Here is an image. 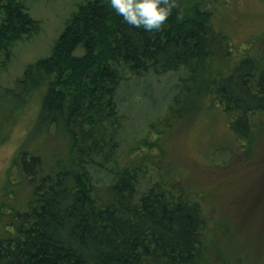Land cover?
<instances>
[{"label":"trees","instance_id":"obj_1","mask_svg":"<svg viewBox=\"0 0 264 264\" xmlns=\"http://www.w3.org/2000/svg\"><path fill=\"white\" fill-rule=\"evenodd\" d=\"M178 2L182 20L174 9L161 31L146 32L126 24L110 0H83L49 54L28 62L10 85L0 83V142L12 116L37 93L38 123L59 132L64 149V156L52 152L51 162L40 152H19L31 193L25 209L0 211V264H241L213 242L198 197L162 170L164 128L141 139L142 152L117 159L115 93L125 72L184 69L167 127L181 120L179 108L200 110L207 98L208 110L240 123L231 125L240 138L251 133V114L264 111V55L229 59L237 46L223 28L222 4ZM40 28L17 0L0 3V73L16 42ZM94 168L106 169L109 182L95 184Z\"/></svg>","mask_w":264,"mask_h":264},{"label":"rangeland","instance_id":"obj_2","mask_svg":"<svg viewBox=\"0 0 264 264\" xmlns=\"http://www.w3.org/2000/svg\"><path fill=\"white\" fill-rule=\"evenodd\" d=\"M17 1L39 19L41 28L13 46L11 58L0 73L2 85H10L28 62L49 54L66 20L83 0ZM211 1L222 4L223 28L232 46H237L229 59L247 53L264 55V37H254L264 30V0ZM185 75L183 68L139 76L125 72L115 93L117 159L123 163L142 152L138 145L141 139H151L148 136L155 127L164 128L159 142L162 170L201 201L211 218L208 230H212L213 242L225 253L237 255L241 264H264V111L251 114V133L240 138L231 131L232 124L240 123L215 108L208 110L207 98L200 110L179 108L181 120L167 127V106ZM38 96L33 94L12 116L0 142V211L10 206L25 209L31 193L30 182L18 165L20 151L40 152L47 162L53 159L52 152L64 156L59 145L61 134L56 135L52 128L45 132L38 123ZM91 174L97 185L111 178L106 169L94 168ZM142 178L141 185L145 186ZM218 222H223L225 229L220 230Z\"/></svg>","mask_w":264,"mask_h":264},{"label":"clouds","instance_id":"obj_3","mask_svg":"<svg viewBox=\"0 0 264 264\" xmlns=\"http://www.w3.org/2000/svg\"><path fill=\"white\" fill-rule=\"evenodd\" d=\"M110 7L126 24L146 32L161 31L174 9L178 21L185 12L178 0H110Z\"/></svg>","mask_w":264,"mask_h":264}]
</instances>
